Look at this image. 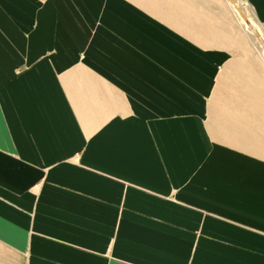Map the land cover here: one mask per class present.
Here are the masks:
<instances>
[{"label":"crops","instance_id":"0c3cea01","mask_svg":"<svg viewBox=\"0 0 264 264\" xmlns=\"http://www.w3.org/2000/svg\"><path fill=\"white\" fill-rule=\"evenodd\" d=\"M221 16L0 0V264H264V77Z\"/></svg>","mask_w":264,"mask_h":264},{"label":"rangeland","instance_id":"374dc122","mask_svg":"<svg viewBox=\"0 0 264 264\" xmlns=\"http://www.w3.org/2000/svg\"><path fill=\"white\" fill-rule=\"evenodd\" d=\"M214 1L219 4L223 14L221 18L225 23L229 24V33L235 39L236 45L234 53L236 55L248 56L249 58L246 60L249 61L253 69H257V71L264 74V23L259 21L246 0H239L241 3L240 9H235L232 6L231 1L233 0ZM248 7L252 10L255 20L245 10ZM263 74L261 75L264 77Z\"/></svg>","mask_w":264,"mask_h":264},{"label":"bare ground","instance_id":"6f19581e","mask_svg":"<svg viewBox=\"0 0 264 264\" xmlns=\"http://www.w3.org/2000/svg\"><path fill=\"white\" fill-rule=\"evenodd\" d=\"M232 2V6L235 8V9H240L241 8V3L239 0H233L231 1ZM245 10H247L250 14V17L255 20V16L252 12V10L248 7V8H245ZM252 24V23H251ZM263 29V28H262Z\"/></svg>","mask_w":264,"mask_h":264}]
</instances>
